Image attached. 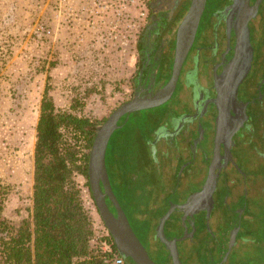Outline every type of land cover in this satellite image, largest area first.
I'll return each instance as SVG.
<instances>
[{
  "label": "flooded vegetation",
  "instance_id": "af4514ba",
  "mask_svg": "<svg viewBox=\"0 0 264 264\" xmlns=\"http://www.w3.org/2000/svg\"><path fill=\"white\" fill-rule=\"evenodd\" d=\"M188 1L153 2L150 22L137 41L135 69L123 82V86L126 85L123 102L135 96L152 95L170 79L177 28L185 15L184 12L188 10H186ZM256 1L249 0L251 5ZM233 2L234 0H207L176 88L172 97L165 102L168 103L167 108L158 114L149 115L146 118L148 121L146 127L142 124L145 117L140 119L133 116L132 122L128 124L131 115L137 111L124 115L121 123V127L125 129V137H128L129 130L132 129L134 132L143 133L145 138L149 139L148 149L154 169L150 170L148 167L147 171L154 175L157 184H161L160 194L170 198L168 206L159 204L151 206L153 211H156L155 215L164 209L166 213L172 204L185 203L189 196L203 188L208 177L214 154L218 114L217 106L212 101L217 95L215 79L216 75L220 76L223 73L224 65L232 59L235 52V17L231 19L229 37V12H224ZM263 18L264 0H261L256 16L249 22L253 46L251 68L238 90L239 99L248 102L249 119L245 121L241 131L233 136L230 144L231 157L228 162L225 164V159H222L210 210L206 205H202L194 218L191 212L185 218L188 232L193 230V223L196 230L193 236L177 241L183 264H249L244 251L241 253L236 250L240 242L244 241L241 221L248 215L247 186L252 180L251 175L243 172L237 163L239 150L245 145L238 135L250 121L249 107L252 98L256 99L257 95L264 98V26H261L264 25ZM221 153L225 155L224 143L221 146ZM183 215L184 212L176 207L166 221L164 231L169 239L184 235L186 227ZM159 222L160 220L152 228L148 227L151 232L145 235V241L134 225L133 227L158 264H174L169 250L156 236ZM234 230L236 236L230 249Z\"/></svg>",
  "mask_w": 264,
  "mask_h": 264
},
{
  "label": "trees",
  "instance_id": "16d2710c",
  "mask_svg": "<svg viewBox=\"0 0 264 264\" xmlns=\"http://www.w3.org/2000/svg\"><path fill=\"white\" fill-rule=\"evenodd\" d=\"M37 15L30 0L9 3L0 0V74L23 41L45 43L48 40L40 32L31 33V24ZM77 56L76 71L79 72L60 83L63 102H57L47 87L43 92L36 127L30 202L28 207L17 208L15 219L5 214L12 190L0 180V264H113L91 245L94 236L92 218L84 207L78 182L82 179L90 188L88 161L96 129L114 111L94 114L86 107L94 99L104 97L117 82L103 75L100 56L96 52L85 51ZM41 62H29L25 74L11 83L15 86L10 95L11 112L16 115L26 109L29 101V97L20 91L21 84L31 83L36 73L44 70L45 63ZM252 100L250 121L243 130L245 133L238 135L245 143L239 154H243L241 151L245 148L254 152L259 150L256 142L264 141V98L257 95ZM147 123V119L142 122L143 126ZM253 135H257L255 140ZM113 136L106 163L114 192L132 227L135 223L150 234L148 227L158 223L166 210L155 215L151 206H168L170 198L160 194L161 184H157L154 175L147 171L148 167L154 169L149 139L132 129L125 137L122 127ZM250 175L253 179L254 174L250 172ZM108 202L115 211L109 199ZM143 216L148 217L144 219ZM120 255L125 258V264H136L131 258Z\"/></svg>",
  "mask_w": 264,
  "mask_h": 264
},
{
  "label": "water",
  "instance_id": "95a60500",
  "mask_svg": "<svg viewBox=\"0 0 264 264\" xmlns=\"http://www.w3.org/2000/svg\"><path fill=\"white\" fill-rule=\"evenodd\" d=\"M260 1L257 0L254 5H251L249 0H234L233 4L224 10L226 13L229 12V37L231 34V19L235 17L236 45L234 56L224 65L223 73L220 76L216 75L215 79L217 95L212 101L217 106L218 114L216 119L214 154L210 163L208 177L203 188L189 196L185 203L181 205L172 204L161 217L156 229V236L160 238L169 250L174 264H183L179 256L177 241L193 236L196 230V226L193 223V230L188 232L185 223L187 214L191 212V216L194 218L202 205H206L210 210L213 202V193L217 185V178L222 167V159H225V164L228 162L231 157L230 144L233 141V136L241 131L245 121L249 119L247 114L248 102L239 99L238 90L239 85L243 82L251 68L253 46L250 38L249 22L251 18L256 16ZM206 4L207 0H191L189 8L177 28L172 75L168 82L154 94L143 97L135 96L114 109L108 118L97 127L90 149L88 177L90 189L99 213L108 227L119 253L131 258L136 264L158 263L151 257L133 229L124 208L114 192L106 163L108 145L113 133L121 127V119L124 115L130 114L133 111L162 105L172 97L183 63L195 40ZM222 143L225 144V155L221 153ZM108 199L114 205L115 211L112 210ZM176 207H179L184 212L185 233L180 238L169 239L165 235L164 227ZM235 236L236 232L234 230L230 249L234 243Z\"/></svg>",
  "mask_w": 264,
  "mask_h": 264
},
{
  "label": "rangeland",
  "instance_id": "374dc122",
  "mask_svg": "<svg viewBox=\"0 0 264 264\" xmlns=\"http://www.w3.org/2000/svg\"><path fill=\"white\" fill-rule=\"evenodd\" d=\"M8 1L11 2L12 0H7V3H9ZM30 1L39 14L40 9L38 8L37 0ZM36 19L31 24V33L33 32ZM43 45L44 43L41 41L31 42L29 39L23 41L19 44L14 55H12L0 74V180L12 190L6 202L5 214L7 217H13L14 219L18 217L17 208L28 207L30 202L29 194L33 184V155L36 143V127L40 115L37 116V114L34 113L35 109L40 104L46 87L49 89V94L54 97L57 102H63V96L60 94L59 90L61 80L69 78L71 74L74 75L75 72H79L76 71L79 59L78 56H76L74 70L67 73L66 77H61V69L56 68L57 62L55 57L57 55L53 53L48 54V56L52 55L53 57L51 66L54 67L56 76L50 75L51 70L50 68L47 70L45 61L47 53L41 51ZM38 50H40V52ZM40 60L45 63L44 70L39 74L36 73L35 79L31 80V83L23 82L21 84L20 91L29 97V101L26 104V109L20 115H16L11 112V105L13 103L10 95L15 87L11 83L25 74L29 62H40ZM42 62L41 64H43ZM104 71L105 68L102 67V73L107 77L119 78L123 76L122 70L119 73L109 72L107 73L108 75L105 74ZM53 77L54 80L57 78H60V80L54 81ZM125 86H123V83L117 82L116 86L111 87L104 97L100 96L98 99H94L91 105H88L86 109L94 114H101L104 110H108L109 112L113 111L125 100ZM167 104L168 103H165L156 108L134 112L128 124L132 122L133 116H138L140 119L141 117H145L146 120L149 115L158 114L166 109ZM141 121H143V119ZM117 130L115 132H117ZM115 136L116 133L113 138L111 137L112 140ZM256 138L257 135H253L252 139L255 140ZM256 144L259 150L257 148L254 152L253 150L245 148L244 151H241L244 155H237V163L241 170L248 174H250V172L253 173L254 178L248 182L247 186L249 194L247 197L248 208L246 212L248 215L241 221V233L244 241L240 242L236 250L241 253L244 251V256L249 264H264V167H262L264 164V141L258 140ZM133 225L140 237L145 241L146 230L140 228L135 223H133ZM147 230L149 232V229Z\"/></svg>",
  "mask_w": 264,
  "mask_h": 264
},
{
  "label": "built area",
  "instance_id": "2783aa9c",
  "mask_svg": "<svg viewBox=\"0 0 264 264\" xmlns=\"http://www.w3.org/2000/svg\"><path fill=\"white\" fill-rule=\"evenodd\" d=\"M154 1L37 0L40 10L33 31L48 39L41 51L47 53L45 59L50 75L55 77L56 73L51 66L53 57L48 54L57 55L56 68L61 69V77H66L75 68L77 54L94 51L100 56L105 74L123 71L122 77H113L116 82L123 83L135 69L137 41L150 22ZM57 80L60 78L54 81ZM34 113L40 114L39 105ZM78 187L82 190L84 207L92 218L94 236L91 245L113 264H125V258L120 255L99 213L91 189L82 179Z\"/></svg>",
  "mask_w": 264,
  "mask_h": 264
},
{
  "label": "crops",
  "instance_id": "0c3cea01",
  "mask_svg": "<svg viewBox=\"0 0 264 264\" xmlns=\"http://www.w3.org/2000/svg\"><path fill=\"white\" fill-rule=\"evenodd\" d=\"M33 185V184H32Z\"/></svg>",
  "mask_w": 264,
  "mask_h": 264
}]
</instances>
